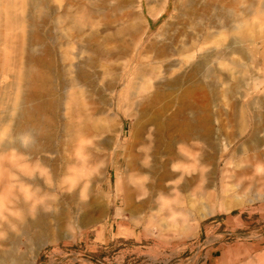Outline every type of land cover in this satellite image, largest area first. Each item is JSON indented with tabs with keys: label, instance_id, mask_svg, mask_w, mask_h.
I'll return each mask as SVG.
<instances>
[{
	"label": "rangeland",
	"instance_id": "1",
	"mask_svg": "<svg viewBox=\"0 0 264 264\" xmlns=\"http://www.w3.org/2000/svg\"><path fill=\"white\" fill-rule=\"evenodd\" d=\"M217 1L0 0V161L9 169L6 154L16 153L24 102L40 116L38 133L46 132L40 126V119L46 120V101L63 130L72 124L67 144L63 140L57 151L58 163L66 168L53 183L62 182V189L40 196L35 211L20 207L7 210L5 221L0 217V254L12 251L14 264H203L202 253L213 247L219 256L215 264H264V179L259 185L254 173L234 174L239 172L234 167L238 157L250 145L248 132L238 135L239 113L246 115L247 127L257 114L264 116V0ZM149 4L159 12L155 18L147 14ZM220 9L233 13L231 24H246L239 45L233 42L237 34L225 35L222 48L229 47V59L219 60L225 70L214 58L202 64L205 50L214 48L207 37L216 28L209 23ZM168 20L172 25L165 29ZM214 68L221 69L219 78L226 76L232 87L237 85L231 93L216 84ZM58 103L71 108V121ZM145 122L158 141L159 158L151 175L164 176L160 201L155 192L133 198L126 184L130 133L134 123L141 127ZM113 138H120V150L109 148ZM226 142L229 151L219 158ZM7 143L12 144L8 149ZM182 145L202 146L205 156L201 175L185 191L189 178L168 180L164 167L168 154ZM99 152L112 154L106 178L88 170ZM178 166L190 168L189 163ZM116 177L126 184L118 191ZM175 183L181 189L176 194L168 189ZM210 193L216 195V210L227 194L251 202L229 213L216 211L195 227L196 209L211 201ZM159 204L165 207L161 211ZM40 213L47 215L44 223L29 225Z\"/></svg>",
	"mask_w": 264,
	"mask_h": 264
},
{
	"label": "bare ground",
	"instance_id": "2",
	"mask_svg": "<svg viewBox=\"0 0 264 264\" xmlns=\"http://www.w3.org/2000/svg\"><path fill=\"white\" fill-rule=\"evenodd\" d=\"M218 1L221 2L222 0H218ZM218 1H217V4H219ZM39 3L37 4V6L39 5ZM118 6H120V5H118ZM115 8L116 7H114L112 10H114ZM224 8H227V7L224 6ZM99 9H100V7L98 5H96V12ZM216 9L217 8H215V10ZM147 14L151 17H156L159 14V12L153 5L149 4L147 7ZM185 16H187V15H185ZM175 17L172 15V17L170 19L175 20ZM191 18H193V17H191ZM189 20L192 21V19H189ZM232 20H233V13L230 11H225V9H220L219 11H217L214 14V19L210 21L209 26H211L212 29H213V27L216 28V30H215V33L208 34V37H207V38L212 39V44H213L214 48L210 47L207 50H205V52L202 55V59H203L202 64H204V63L208 64V63L212 62V60L214 58L215 60H217L216 63L220 67L222 66V68H223L225 66L224 70H225V68H227V65H224V62L221 63L219 61V60L226 61L227 59H229L228 58V51H227V48H229V47L224 46L225 49L222 48L223 43L226 39L225 35L229 31L233 32L234 34H237L238 38H236L237 36L234 35L235 39L233 40V42H234V44L239 45L241 39L244 37V31L246 29L245 28L246 24L243 21L240 20L237 23L234 22V24H231ZM170 21L171 20H168V22L164 23L165 29L167 27H169L170 25H172V22H170ZM182 21H184V20H182ZM160 29H162V27ZM119 30L121 31L122 28H120ZM162 31H163V29H162ZM117 33H119V32H117ZM165 33H166V31H165ZM171 33H173V32H170V34ZM163 36H166V35H163ZM184 36H186V34ZM113 37H115V36L113 35V36H110L106 39H111ZM200 37H202V36H200ZM164 39H166V38H164ZM164 39H162V40H164ZM111 40H113V39H111ZM171 40H172V37H171L170 41ZM168 47H170V45ZM168 47H166V49H168ZM160 49H161V45H160ZM181 49H184V44L181 46ZM156 50H158V49H156ZM162 50L163 49H161V51ZM202 64H200V65H202ZM218 65L216 66L217 68H218ZM199 67L201 68V66H199ZM217 68H214V70H213L216 73H219V75L217 76L218 81L216 82V84L218 86H221L220 87L221 89L223 88L222 90L224 93H231L237 85H234L232 87L227 81H225L226 79H228V78H226V76H224V78L221 79L222 78L221 76L223 74L220 73L221 69H217ZM143 69H145V68H143ZM145 76H146V74H145ZM219 77H221V78H219ZM178 80L179 79H176V80L172 81V83H178ZM188 80H189V78H188ZM222 85H224V86L226 85L225 88ZM170 86H171V84H170ZM212 86H213V84H212ZM218 86H215V87H217L219 89ZM113 87H116V84H114ZM212 90H214V89H212ZM214 91H216V90H214ZM214 91H212V92H214ZM60 98H61V96H60ZM45 101L46 100H43V104L45 103ZM48 103L49 102L46 101V106H43V110H44V112H46L45 116H43V117L41 116L42 118L46 117V120L40 119V126L43 128L42 132H45V131L46 132H45V134H41V133H38V131H36V127L38 124L37 118H39L40 116H38L36 118L35 114L37 111H34L32 106L29 107V105H27V103L24 102L22 109H21V113L19 115L20 124L18 126V130L16 133V135H17L16 140L19 141L18 143H15L16 144L15 145L16 153H9L11 151L10 150L8 152L9 154H6L7 157H9L7 159L8 164L10 166L9 169H5L6 165H4L3 161H0V217L2 218L4 216V218H2V219H4V221H5V218H7V217H5V212L7 210H15V208L19 209L20 207H23L25 212L35 211V210H33L34 209L33 207L35 206V201L39 200L40 196L50 195V193H52V192L57 193L58 190L62 189V184H61L62 182L59 183L58 185L53 183L54 179L57 177H60L62 174V171L65 170V168H66L65 166H62V165L60 166V164L58 163L60 158L58 156L57 151H58V147L60 146V143L63 140L65 142L67 141L65 139V137L69 136L70 132H72L71 131L72 130L71 129L72 124L71 123L65 124L64 130H63V128H61L59 123H58L59 119H61V118L57 119L56 115L53 114V116H52L50 114V109L52 107H48L47 106ZM256 104L260 105L259 101ZM262 104L264 105V101L261 102V105ZM63 105H64V110H66V112L64 111L65 112L64 114L67 117V121H71L72 120V118L70 116V109L71 108H67L66 105L62 104V103H58L57 107L60 108V107H63ZM40 108H39V110H40ZM74 108H72V109H74ZM239 116H240V120H241L240 125H242L241 126L242 129L240 128L241 131L239 130L240 132H238V135L242 136L243 134L248 132L247 133L248 139H247L246 143L250 142V145L247 146V150H246L247 152L243 153L242 155H240L238 157L237 162L235 163L234 167L238 168L239 172H235L234 174H235V176H242V175H247L249 173H254L253 179L258 181V183L260 185V181H263V179H264V171H263L264 170V135H261V133H264V116L262 115V113L257 114L256 120L254 121L253 126H250V127H247V125H246V121H247L246 115L244 114V112L242 110L239 113ZM63 122H64V120H63ZM62 123H61V125H63ZM60 128H61V130H60ZM39 130H41V129H39ZM112 131H114V130H112ZM71 138H69V139L71 140ZM182 138H183V136H182ZM186 138H188V137H186ZM14 140H13V142H14ZM13 142H12V144H14ZM120 143H121L120 138H116V139L113 138V140L111 139L109 142H107L110 149L115 148L116 150L121 149ZM177 143L178 142H176V141L174 142L175 145ZM180 143H181V141H180ZM183 143H185V142H183ZM12 144L7 143V145L5 146L6 149L10 148L12 146ZM66 144H67V142H66ZM188 144H189V142H188ZM190 145H192V144H190ZM172 146H174V145L172 144ZM229 146H230V143L223 144V147L221 149L222 152H221L219 158L227 155V152L229 151L228 150ZM127 148H128L127 150H129L131 162H130L129 171L127 170L128 174L126 176V184L128 185L127 187H128V191H129L131 197L136 198V199L145 198L148 195H150V193L155 192L156 198L160 201L163 198L162 196L164 194V187H163L164 176L160 174L159 176L155 175V177L154 176L152 177V175H151L153 173L154 165H155L156 161H158L159 152H158V141L155 138L153 131H152V128L150 127L148 122H145L141 127H138V125L136 123H134V125L132 127V131L130 133L129 140H128ZM243 151H245V149ZM43 152L57 153V154L54 157H45V156L41 155V153H43ZM201 152H202V154H201ZM111 155L112 154L109 153L106 156L104 154H100V152L94 154V156H92V159L90 161L91 164L88 168L89 172L91 174H93L94 177L97 175L98 176L102 175V174L106 175V171H107L106 168H108L107 165L109 164L108 160H110V162L112 161ZM168 156L169 157H166L164 160V167H168V169H169L168 180H173L176 177H178L179 180H184V182H186L187 180H185V178L188 177L189 178L188 182H186L184 184L182 189H183V191L190 190L192 188L190 182L195 180V175H201V172H202L199 167H200L201 163L204 162L205 156L203 155V147L198 146V145H197V147H193V146L187 147V145L186 146L185 145L184 146L183 145L178 146L176 151L171 153V154H168ZM233 158L234 157L231 156L227 160L226 165H229L231 163V161H233ZM179 163L180 164L181 163H184V164L189 163L190 168H188L187 170H183L180 168V166H178ZM16 168H18V169L14 171V169H16ZM127 168L128 167H126V169ZM233 168L231 170L226 169V171H234ZM74 169H77V168L75 167ZM78 170H80V169H78ZM213 173H211V174H213ZM165 176H166V174H165ZM106 177H107V175L105 176V178ZM232 182H234V181H232ZM236 183H234V184H236ZM126 184L123 185L121 178L116 177L115 188L117 191L123 189V187L126 186ZM219 187H221V185ZM232 188H234V187H231V189ZM168 189L171 190V192H173L175 194L181 190L178 188V183L173 184ZM219 189H221V188H219ZM246 190H247V188H246ZM71 192H73V191H71ZM66 193H69V192H66ZM210 195L211 196H209V197L211 198V201L208 204H203V205L201 204L200 208L196 209V216L193 219V221L195 222V224H194L195 227L198 226V223L200 221L207 219L208 217L213 215L216 211L222 212V213H229V212H231L235 209L241 208L244 205H246L247 203L251 202V200L246 199L243 196L232 195L230 197V196H227L228 195L227 194L224 196V202L216 210L214 208V205H212L214 203V201L216 200V195L211 194V193H210ZM193 202H195V201H193ZM193 202L192 203H191V201L189 202V203H191L190 207H192V208H194V206H195L193 204ZM22 203H23V205H21ZM24 204H28V205L26 206ZM12 206H13V208H12ZM163 208H165V207L162 204H159L157 207V209L159 211H161ZM46 219H47V215L40 213L34 221L29 223V225H31V226L35 225V228H36V226L38 224L40 225V224L44 223V221ZM6 222H8V219L6 220ZM162 222L164 223L163 220H162ZM16 243H17V240L12 237L11 238V244L15 245ZM34 259H35V254H34ZM15 261L16 260L14 258V254L12 253V251L11 252L2 251V253L0 254V264H10V262H12L14 264Z\"/></svg>",
	"mask_w": 264,
	"mask_h": 264
},
{
	"label": "crops",
	"instance_id": "3",
	"mask_svg": "<svg viewBox=\"0 0 264 264\" xmlns=\"http://www.w3.org/2000/svg\"><path fill=\"white\" fill-rule=\"evenodd\" d=\"M158 16V15H157ZM151 17V16H150ZM155 18V17H151ZM217 249L216 248H208L202 253L204 257V263L203 264H215V261L219 256L216 254Z\"/></svg>",
	"mask_w": 264,
	"mask_h": 264
}]
</instances>
